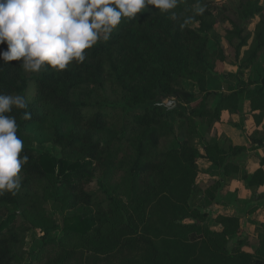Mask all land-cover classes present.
Segmentation results:
<instances>
[{
	"label": "trees",
	"instance_id": "1",
	"mask_svg": "<svg viewBox=\"0 0 264 264\" xmlns=\"http://www.w3.org/2000/svg\"><path fill=\"white\" fill-rule=\"evenodd\" d=\"M200 2L184 0L171 10L180 17L176 21L149 5L137 19H123L109 41L86 50L83 63L60 72L25 73L21 61L0 60V93L27 95L32 114L24 120L25 110L11 113L29 161L19 192L0 196V264H20L31 230L43 233L41 264H264V222L255 223L260 238L254 249L244 238L229 251L228 242L241 233L239 219L216 215L213 229L208 215L190 204L198 161L226 174L234 169L225 163L229 154L242 151L205 141L195 131L197 120L209 126L223 112H237L244 97L252 111L264 110V76L251 92L247 83L209 91L207 75L225 54L218 46L210 54L212 14H196ZM260 4L241 0L226 32L229 45L238 40L236 59L247 46L242 25L263 12ZM188 16L192 22L181 26ZM6 47L0 44V51ZM261 54L263 17L238 69L251 68ZM169 98L179 107L159 105ZM46 123L59 158L33 147ZM176 129L182 139H173ZM196 140L203 142L202 152ZM263 181L258 169L249 185Z\"/></svg>",
	"mask_w": 264,
	"mask_h": 264
},
{
	"label": "clouds",
	"instance_id": "2",
	"mask_svg": "<svg viewBox=\"0 0 264 264\" xmlns=\"http://www.w3.org/2000/svg\"><path fill=\"white\" fill-rule=\"evenodd\" d=\"M184 0H0V60L21 61L25 73L43 69L57 72L73 62L83 63L86 50L98 42L110 40L123 19H137L138 13L151 5L160 13L175 11ZM196 14L204 8L197 6ZM184 17L181 26L191 23ZM31 100L27 95L0 93V196L16 195L22 184V168L29 161L24 141L18 135L19 125L13 109L25 110L23 119H32L27 111Z\"/></svg>",
	"mask_w": 264,
	"mask_h": 264
},
{
	"label": "rangeland",
	"instance_id": "3",
	"mask_svg": "<svg viewBox=\"0 0 264 264\" xmlns=\"http://www.w3.org/2000/svg\"><path fill=\"white\" fill-rule=\"evenodd\" d=\"M241 0H201V2L194 7V10L197 6H202L204 10L209 11L212 16L210 17V22H212L213 31L209 33L210 37V44H209V51L210 54L214 56L216 46L223 48L224 54H225V61L224 62H215L214 67L215 69L208 73V80L210 85L208 86L209 91L211 92H224L228 86H235L237 83H247L249 86L246 88L247 92L254 91V89H257L259 87L260 79L264 76V54H261L257 62L252 66L251 68H244V69H238L240 59L243 56V52L247 50V48L251 45L254 34L256 31V27L258 23L260 22V18H264V0H260L261 6L263 8V12L256 16L254 19L250 20L248 23L243 24L242 27L244 28L243 36H247V46L243 47L240 52V57L235 58V50L234 47L237 45L238 40H232V44L229 45L227 43L226 38V32L228 30H231V22L235 21V18L237 17V10L240 5ZM193 28H197L196 25L193 26ZM215 48V49H214ZM188 89V86L185 85ZM246 92V93H247ZM217 94V93H215ZM217 100V97H211L209 100L210 105L212 106L213 103ZM242 104H240L239 112L242 116V118L246 115L244 104L243 102L246 101V98L244 97L242 99ZM264 112V110H263ZM51 116V114H50ZM220 121V120H219ZM219 121H214L211 125H203L201 124L200 120H197L195 131L199 134V136L205 137V141L208 143H217L219 146L223 147L224 149L228 150L229 141L224 139L223 136L220 135V132L218 130ZM49 122H54V119L52 117H49ZM191 128V126H190ZM49 129V124L46 123L44 126L40 127L38 129V138L37 141L33 143V147L37 150L50 153L52 156H55L57 158L60 157V150L59 148L53 146L48 141V136L46 135L47 131ZM37 131V130H36ZM181 133V132H180ZM180 133L178 132V129L175 130V138H180ZM195 144L198 146V148L201 150V146L203 145V142L201 141H195ZM244 158V156H242ZM229 160V158H228ZM228 160H225L226 164H230L229 166H232L231 163H228ZM199 171L196 179V186H195V192L193 193L192 199L190 201L191 207L199 210L200 213L207 212V215L209 216L205 221L209 224L211 228H216L217 225L213 220V214L216 213V209L213 207V199L210 198V193L212 189L215 187V182L223 178V169L218 167H208L206 168L204 163L199 162ZM230 168V167H228ZM90 188L96 190V182H93L90 186ZM222 189V187H220ZM218 193V191H217ZM216 193V194H217ZM215 194V195H216ZM123 201H125V197L123 194H120ZM252 200L255 198H253ZM255 205L254 207L258 206ZM235 207L236 209L234 212L238 214L240 217L248 213V209L251 208V206H246V202L244 200L238 199L235 200ZM49 212L57 215V217L62 214L60 209L58 207H48L47 208ZM242 218V217H241ZM244 220V219H243ZM192 220H185V223H190ZM250 223V222H249ZM248 228L245 224L244 220V226L242 232L232 240H230L227 244V249L230 251L234 244L239 239L247 238L249 240V244L254 249L256 247L257 242L259 241V234H247ZM42 236L43 233L40 230H31L27 233V237L25 240V254L23 258L21 259L20 264H41L39 253L41 252V246H42ZM53 237L56 239L61 236L60 232H55L52 234ZM250 248V249H251Z\"/></svg>",
	"mask_w": 264,
	"mask_h": 264
},
{
	"label": "crops",
	"instance_id": "4",
	"mask_svg": "<svg viewBox=\"0 0 264 264\" xmlns=\"http://www.w3.org/2000/svg\"><path fill=\"white\" fill-rule=\"evenodd\" d=\"M243 104L246 112L243 118L239 115V109L234 113L223 112L220 117V135L228 140L232 147L242 148V151L229 154L227 160L229 158L228 163L232 164L230 169H234L228 170L223 174L225 179L217 180L214 184L216 190L212 199L214 198L213 207L217 211L212 217L219 214L235 216L239 219L241 232L245 220L247 234H257L255 223L264 222V181L260 185H249V180L258 169H262L264 174V112L260 115L258 111H252L249 101H244ZM199 162L204 163L206 168H212L206 160H199L198 166ZM252 196L255 197L253 200ZM237 198L244 200L246 206H251L242 218L234 212ZM258 203L259 205L254 207Z\"/></svg>",
	"mask_w": 264,
	"mask_h": 264
},
{
	"label": "water",
	"instance_id": "5",
	"mask_svg": "<svg viewBox=\"0 0 264 264\" xmlns=\"http://www.w3.org/2000/svg\"><path fill=\"white\" fill-rule=\"evenodd\" d=\"M159 105L165 107L168 110H172L173 108L179 107V103L176 100L170 98Z\"/></svg>",
	"mask_w": 264,
	"mask_h": 264
}]
</instances>
